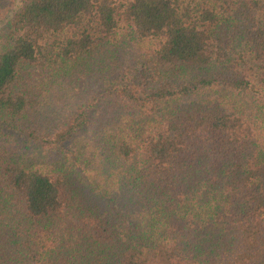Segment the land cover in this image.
<instances>
[{
  "label": "trees",
  "instance_id": "1",
  "mask_svg": "<svg viewBox=\"0 0 264 264\" xmlns=\"http://www.w3.org/2000/svg\"><path fill=\"white\" fill-rule=\"evenodd\" d=\"M0 264H264V0H0Z\"/></svg>",
  "mask_w": 264,
  "mask_h": 264
}]
</instances>
